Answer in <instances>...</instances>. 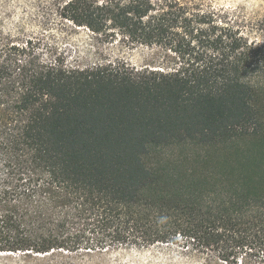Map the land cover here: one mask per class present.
Returning a JSON list of instances; mask_svg holds the SVG:
<instances>
[{"label": "trees", "instance_id": "trees-1", "mask_svg": "<svg viewBox=\"0 0 264 264\" xmlns=\"http://www.w3.org/2000/svg\"><path fill=\"white\" fill-rule=\"evenodd\" d=\"M0 4L23 11L0 28L1 258L160 247L264 264V42L183 0ZM26 21L154 46L165 62L43 58Z\"/></svg>", "mask_w": 264, "mask_h": 264}, {"label": "rangeland", "instance_id": "rangeland-1", "mask_svg": "<svg viewBox=\"0 0 264 264\" xmlns=\"http://www.w3.org/2000/svg\"><path fill=\"white\" fill-rule=\"evenodd\" d=\"M202 8L225 9L230 17L243 26V31L252 40L264 42V0H183ZM23 13L21 7L4 8L0 4V28L7 31L12 22ZM26 35L43 58L57 59L67 65L86 66L98 62H125L135 68L156 67L165 62L164 52L157 47L131 44L119 37L104 38L73 26L48 24L36 21L23 24ZM264 98V96L262 97ZM259 108L264 132V101ZM188 149V148H187ZM12 257L1 258L0 264H16ZM19 264H205L179 257L170 248L120 249L101 252L52 251L23 258ZM209 264H221L217 260Z\"/></svg>", "mask_w": 264, "mask_h": 264}]
</instances>
